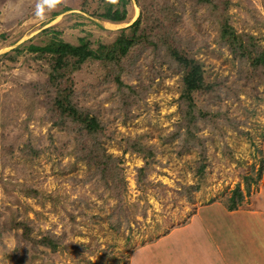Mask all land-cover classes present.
Instances as JSON below:
<instances>
[{"label":"rangeland","instance_id":"obj_1","mask_svg":"<svg viewBox=\"0 0 264 264\" xmlns=\"http://www.w3.org/2000/svg\"><path fill=\"white\" fill-rule=\"evenodd\" d=\"M180 1L127 0L112 22L103 0H0V264H264V69L220 37L226 22V38L264 47V0H215L216 13ZM144 8L202 64L210 89L192 94V114L182 69L145 42L124 58L130 88L89 62L65 80L103 126L91 147L52 123L48 59L1 58L47 28L109 43Z\"/></svg>","mask_w":264,"mask_h":264},{"label":"trees","instance_id":"obj_2","mask_svg":"<svg viewBox=\"0 0 264 264\" xmlns=\"http://www.w3.org/2000/svg\"><path fill=\"white\" fill-rule=\"evenodd\" d=\"M185 1H180V3L182 2L183 5ZM190 2L196 5H206L212 13H216L219 8V1L215 0H191ZM103 3L104 8L98 13L99 17L112 22H119L126 18L127 0H103ZM172 27L169 19H155L150 13L147 14L144 8L130 25L119 29L118 34L109 43H99L93 48L91 41L85 36L78 37L76 43H72L64 40L60 31L47 28L44 31L50 34L43 42H22L10 52L2 54L1 58L14 61L20 55L28 53L33 55L34 59L41 57L48 59L50 66L47 83L41 85L39 92L45 95L54 93L51 102L52 123L60 130L71 128L76 130L79 134L77 140H81L84 136L86 139L90 138L89 144L92 147L99 141L98 135L103 130V126L96 116L89 114L74 100L75 90L72 83L69 82V85L65 83V80L69 79L68 75L77 72L88 62L93 66H99L97 68L103 76L101 82L114 81L118 87L130 88L121 79V73L126 71L124 58L133 47L148 42L149 45L166 47L170 57L182 69L181 98L185 105L190 107L188 115L192 114L190 112L193 106L192 94L195 91L204 92L210 89V85L203 77L202 64L180 48L174 30H171ZM229 35L230 28L225 22L221 28L220 37L229 44L231 51L240 57L242 62L247 60L252 68L263 67L264 69V47L251 51L237 39L226 38ZM2 37L3 34H0V38ZM130 64L127 63L126 66L131 67ZM257 176L259 177V173ZM245 179H250V177H245ZM233 193L227 206L230 210L235 209L242 198V192L238 188ZM40 241L52 249L58 245L55 240L51 241L46 237Z\"/></svg>","mask_w":264,"mask_h":264}]
</instances>
